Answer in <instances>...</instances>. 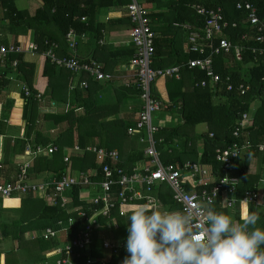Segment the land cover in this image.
I'll list each match as a JSON object with an SVG mask.
<instances>
[{"label": "trees", "instance_id": "16d2710c", "mask_svg": "<svg viewBox=\"0 0 264 264\" xmlns=\"http://www.w3.org/2000/svg\"><path fill=\"white\" fill-rule=\"evenodd\" d=\"M17 0H0V46H8L7 35L13 37L12 44L18 45L17 37L25 35L29 30L35 32L34 43L38 46L37 54L45 61V71H54V66L41 54L45 49L44 42L56 40L48 31L52 25L58 32V37L64 35L71 29L77 34L90 32L94 39L101 37L103 25L97 22V16L101 9L124 6L127 0H41L42 7L34 15H30L26 10H18ZM164 0H145L147 4L162 7ZM238 0H168L170 16L164 29H172L173 23L188 24L193 29L200 30L204 24V17L198 15L192 8L193 5H201L208 9L220 7L225 20L238 23L237 28L228 31V39L233 43H239L240 34L246 31L241 24L244 18V11L237 10L235 5ZM256 8L257 15L264 20V0H249ZM165 4V3H164ZM85 18V21H82ZM163 30V29H162ZM2 35H5L1 37ZM157 39L154 40V58L152 68L164 69L180 65L179 79L174 77L166 78V90L169 104L164 108L166 113L177 115L181 118V123L163 127L155 135L160 142L157 150L160 153V161L164 165L180 167L186 161L197 162L207 165L212 170V185L221 177L219 163L215 160L216 150L223 148L227 144L237 142H249L254 147L249 153L241 155L233 163L231 176L239 179L237 186L236 203L232 209L225 207V196L220 195L213 204L216 211H222L231 216L229 210H233V219L239 221L241 218V204L250 206L252 211L259 214L260 220L257 226L264 228V192L259 194V204H244L242 202L243 193L247 190H256L260 181L257 173L251 174L249 171L250 160L261 156L256 149V145L264 141V54L256 60L250 51H245L241 62H236L230 55H222L214 58V67L221 77V84L216 91L210 87H195L194 82L204 79V74L195 69H188L185 64L189 58L197 55H185L173 47L170 54L157 47ZM166 46L161 42V46ZM245 46H253L252 37ZM259 47L264 45H258ZM65 55V49L61 50ZM128 57L134 54L133 49L128 52ZM128 59V60H129ZM17 61V66L13 68L11 63ZM65 71V70H64ZM67 74H71L66 71ZM8 73L16 75L17 79L24 83L31 92V96L25 99L22 110V120L26 123L25 135L23 139H15L11 144V139L5 137L6 124L0 120V136H4L2 145L3 164L8 163L11 154H20L27 147L28 140L32 132L33 148L47 147L49 144L57 147V150L49 156H38L34 159L32 168L28 171L33 176L51 175L59 179L69 168L71 173L84 172L94 181H101V167L112 165L109 160L97 164L95 154L86 152L82 155L72 154L69 156V164H65L63 158L64 150L71 149L74 145L81 149L87 146H96L106 150L117 149L120 158L123 159V168L129 170L132 166L144 159L143 152L134 144L128 143L127 127L130 125L128 118L119 117L107 120L119 114V109L125 96L136 94L132 88L116 91L117 98L112 105H99L94 94L100 89L95 82H90L85 90L75 89V101L66 113L54 115H44L42 119L55 124L65 123L66 128L55 140L46 138L41 131L36 130L38 120L39 104L35 100L36 90L33 89L34 64L25 60L24 54L10 55L6 69H0V91L9 83ZM69 77V75H68ZM229 77V82L225 78ZM82 78V77H81ZM83 79H86L84 76ZM82 80V79H81ZM231 83L233 88L226 91V84ZM239 84H249L250 90L245 95H240L236 87ZM155 94L154 86L152 88ZM156 95V94H155ZM254 101L259 102V106L254 112L253 120L249 126L243 130L239 139L232 138V130L237 124L242 114L250 113L251 105ZM82 109L84 114L76 115V109ZM204 124L206 131L200 134L195 132V127ZM210 135H212L210 137ZM201 142V150L198 149V141ZM212 185L207 186L209 189ZM187 190H191V184H186ZM113 190L118 188L113 187ZM79 186H74L67 193L69 204L66 208H60L49 198H38L34 195L21 196L17 200H7L0 198V234L3 239H10L17 243L15 249L4 253L5 264H39L43 260V252L55 248L59 245L56 238L44 240L38 237L39 233L46 228L54 227L57 221L67 222L72 218L75 225L68 233L71 239L75 232L82 228L92 213L101 208V205L84 202L79 198ZM198 192L201 188L197 189ZM258 192V191H257ZM259 193V192H258ZM156 195L161 199L164 206L170 209L178 207L172 202L170 190L166 185L156 190ZM136 205H144L136 203ZM16 206V207H15ZM258 207H260L258 209ZM74 210H82L85 217H77ZM251 211V212H252ZM7 215L6 221L2 220ZM117 229L115 230V225ZM126 217H120L112 210L109 217H98V230L94 234L93 242L88 252L89 256L96 260L103 257L102 239L107 237L115 240V237L126 238L128 236V225ZM26 233H38L33 240L25 239ZM3 252H0V255ZM127 255L121 254L112 256L111 264H122ZM85 257L76 260V264H84Z\"/></svg>", "mask_w": 264, "mask_h": 264}, {"label": "built area", "instance_id": "2783aa9c", "mask_svg": "<svg viewBox=\"0 0 264 264\" xmlns=\"http://www.w3.org/2000/svg\"><path fill=\"white\" fill-rule=\"evenodd\" d=\"M195 12L204 17V24L200 30L193 29L188 24L173 23V26L180 27L187 34V53L195 54L197 57L189 58L185 64L188 69H195L204 74V79L195 81L194 86L200 88L210 87L216 91L221 84V77L214 67V58L222 55H230L236 62H241L245 51H250L254 59L264 54V20L257 15L255 6L249 0H238L235 8L244 11L245 15L241 24L246 31L239 36V43H233L228 39L227 32L237 28L236 21H227L223 17L220 7L208 9L201 5H193ZM127 16L132 23L129 32L130 44L134 47V54L129 61L128 67L132 71L133 84L138 92L141 102L137 112L135 123L127 128V134L133 135L136 132H143L139 142L143 144V153L149 159L148 165L144 169L136 166L129 170L119 166L120 157L115 150H106L96 146H87L84 149L74 146L71 149L73 154L82 155L86 152L95 154L97 164L109 160L112 165L101 167L102 179L97 182L91 179L84 172L75 175L70 173L62 175L59 179L35 183L28 178L30 163L25 161L18 165V173L14 179L0 180V198L11 199L26 195H34L38 198H49L60 208H66L69 204L67 193L74 186H79V198L82 200V191L96 189V194L91 198V203L101 205L87 218L82 228L75 232V235L68 239V233L75 225L72 218L67 222L57 221L54 227L46 228L41 234L44 240L57 238L64 234L65 242L55 248L57 259L55 264H76V260L85 257L84 264H104L102 259L96 260L89 256L88 252L93 242L94 234L98 230V217H109L112 210L118 211L119 216L124 215L123 207L138 201H144L149 208L161 207L159 200L153 194L155 186L166 184L171 191L172 202L178 210L184 211L189 206H194L197 200L211 198L214 202L220 195L225 196V207L232 209L236 203L237 186L240 181L237 177L231 176L233 163L241 155L249 153L254 147L249 142L227 144L223 148L216 150L215 160L220 165L221 177L212 185V170L209 166L197 162H184L182 166L164 165L160 161V153L157 145L160 140L155 135L161 129L152 121V114L166 108V105L153 94L152 88L159 78L176 79L180 76L182 66H172L164 69L152 68L154 58L155 33L150 26L149 11L141 5L138 0H129L126 5ZM85 18H82L84 20ZM252 37L253 46H245ZM77 35L69 30L65 34L67 53L65 56L58 57L56 51L58 45L54 42L45 41V49L42 56L51 65L69 71L72 75L79 78L86 76L79 82V87L86 89L89 81L110 82L113 76L104 72L101 64L92 59H82L76 54ZM38 51L35 43L28 44L27 48L18 45L0 46V69L7 66L10 55L30 54L34 55ZM11 66L15 68L17 61H13ZM229 82V77L225 78ZM232 84H226V91H231ZM236 89L239 94L245 95L250 90L249 84H239ZM21 93L24 100L31 96L29 88L22 85ZM35 100L40 102V94L35 95ZM253 116L250 113L242 114L241 118L232 130V138L239 139L243 134ZM212 135H210L211 137ZM260 153H264V141L256 145ZM57 150L56 146L47 147L37 146L33 151L34 156H49ZM236 154V155H233ZM65 164H69V158L63 159ZM0 160V170L2 169ZM191 184L192 189L187 190L186 184ZM212 185L209 189L207 186ZM113 187L118 190H113ZM201 188L198 192L197 189ZM259 193L256 190H247L243 193L242 202L244 204H259ZM77 217L84 218L82 210H74ZM91 219V220H90ZM127 240H113L110 238L102 239L103 256H118L121 254L129 255L126 250Z\"/></svg>", "mask_w": 264, "mask_h": 264}, {"label": "crops", "instance_id": "0c3cea01", "mask_svg": "<svg viewBox=\"0 0 264 264\" xmlns=\"http://www.w3.org/2000/svg\"><path fill=\"white\" fill-rule=\"evenodd\" d=\"M138 2L149 11L150 26L155 33V40L157 39L158 49L162 48V51L164 53L170 54L173 51V47H175L176 50H179L183 54L188 55L186 31L180 27H175V26H172L173 28L168 29L167 31L166 29H164L167 25L168 17L170 16L169 5L168 3H166L168 2V0L162 1L163 3L162 7H157L153 4H147L145 3V0H138ZM128 3L129 0H127V4ZM126 5L121 7L119 6L109 7V8L101 9L99 11L97 16V22L102 24L103 28L100 31L101 37L98 40L94 39L92 34L88 31L81 34H77L76 32H74V30L72 31L77 35L76 54L82 59H92L97 61L99 64H101L104 72L109 73L113 76V80L110 82L90 81V82H95L100 86V89L96 91L94 94L96 102L99 105L114 104L117 98L116 91H121L122 89L125 88L127 95L129 92L128 90L132 88L136 91V94L134 96L132 95L125 96L124 100L122 101V105L119 109V114L115 115V117H110L107 119V120L117 119L119 117L124 116L125 118H128L131 121L129 126H132L135 123V118L141 102L139 100L138 92L135 87V84H133V79L131 77L132 71L128 67L130 59L128 57L127 52L130 49H133L134 51V47L132 46V44H130L129 32L133 25L127 16ZM16 7L18 10H26L30 15H34L35 12L42 7V1L17 0ZM82 21H85V19ZM48 31L56 39L54 41H50L58 45V50L56 51V55L58 57L65 56L67 53L65 35L63 39L58 37L59 34L52 25L48 28ZM3 36L5 35H2L1 37ZM34 37H35V32L29 30L25 35L18 36L16 40L21 47L27 48L28 44L35 42ZM7 40L10 43L9 45H13L12 42L14 41V39L12 36L7 35ZM163 40L166 46L165 45L161 46V42L163 43ZM62 48L65 49L66 52L65 55H62L60 51ZM24 56L27 62L34 64L33 89L37 91L36 94H40L42 97V100L40 102L37 101V103L39 104V109H38V120L36 122L35 131L39 130L46 138H49L50 140H55L59 136V134L63 130H65L66 124L65 123L55 124L51 121H45L42 119V116L59 114L62 112L66 113V111L70 109V106H72V104L75 101L76 95L74 91L75 89L80 88L79 82L81 81V79L84 78V76L82 78H79L72 74H67L66 70L64 71V69L57 68L55 66H54V71H45L44 69L45 61L39 54L37 53L34 55L24 54ZM50 66L53 65L50 64ZM8 78H9V83L6 85L5 88H3L0 91V120L5 122L6 124L5 137L10 138L12 144L15 139H23L25 135L26 123L22 120V110L25 104V100L21 93V86L22 85L26 86V85L21 81H19L16 75L13 73H8ZM80 89L85 90L82 88ZM154 89L158 99L162 103L168 105L169 100L166 90V78H159L154 84ZM257 103L258 105L255 109H253L251 105L250 115L252 116H254V112L260 105L259 102ZM164 110L165 109L162 108L160 111L157 112L156 121L158 122L154 123L155 125L159 126L160 128H163L168 126L169 127L175 126L181 123L182 120L179 116L171 115L169 113H166ZM83 114L84 112L81 108L76 109L77 116H81ZM160 114H163V121L159 120ZM201 125H203L204 127L202 132H205L206 126L204 124ZM128 136H129L128 143L132 144V142L134 141V144H136L137 147L140 148L143 152V144L139 142V138L143 136V132L139 131L133 135H128ZM33 137H34V131L32 132V135L28 140L27 147L23 151V153L20 154L12 153L7 161L8 163L2 164L3 167L0 170V180L8 181L14 179L18 173V165L22 162L25 161L29 162L30 163L29 170L32 168L33 161L36 158V156L33 155V151H35V149H32ZM3 139L4 136H0V160H2V163H3V155H2ZM71 149L64 150L65 153L64 158L65 157L69 158V156L73 154L71 152ZM114 150L118 152L117 149ZM119 159H120V163L118 165L123 167L122 163L124 161L122 158ZM148 162L149 159L144 155V159L136 162L132 167L136 166L139 169H144L148 165ZM249 171L251 174L257 173L260 176V181L257 185V191L259 192V194L263 195L264 158L261 156L252 158L250 160ZM67 173L68 174L70 173L71 175H75L78 172L71 173L68 168L65 171V174ZM28 178L31 182L42 183V182L50 181L54 177H52L51 175H43V174L37 175L35 177L32 174L28 173ZM163 185L166 184H158L157 186H155L153 190V194L159 200L161 205L159 210L160 211L178 210V208L177 209H170L169 207L166 208V206L163 205L158 195H156V190ZM95 194H96V189L82 191V201L91 203V198H93ZM19 198L20 197L11 198L7 200H17ZM136 203H143L144 205H146L144 201H138ZM136 203L130 204L122 208V210L124 211V215L120 217H126V221L129 224L130 221L128 220V217L131 214L132 209L138 206L136 205ZM259 208L260 207H258V209ZM251 211L252 209L249 205L244 207L241 204V212H240L241 217L249 214ZM115 212L119 216L118 211ZM229 212L231 216H233L234 214L233 210H229ZM6 218L7 215L3 216V218H1V221L2 220L6 221L5 220ZM114 225L116 230L117 226L115 223ZM42 233L43 232L39 233V235L38 233L37 234L26 233L25 239L33 240L35 237H37V235L38 237L42 238L41 236ZM56 239L59 242L58 246H61L65 242L66 238L64 234H60ZM116 240L126 241L127 237L125 239L115 237V241ZM16 246H17L16 242L11 241L10 239H3L0 234V252H3L0 255V264H5L4 253L9 252L12 249H15ZM55 248L44 251L42 253L43 260L39 264H55V261L58 257L55 252ZM103 258L104 259H102V261L104 262V264H111L112 257H109L108 255H104Z\"/></svg>", "mask_w": 264, "mask_h": 264}, {"label": "clouds", "instance_id": "9594fccd", "mask_svg": "<svg viewBox=\"0 0 264 264\" xmlns=\"http://www.w3.org/2000/svg\"><path fill=\"white\" fill-rule=\"evenodd\" d=\"M213 204L198 199L184 211L136 206L128 217L129 255L122 264H264L259 214L237 221Z\"/></svg>", "mask_w": 264, "mask_h": 264}, {"label": "rangeland", "instance_id": "374dc122", "mask_svg": "<svg viewBox=\"0 0 264 264\" xmlns=\"http://www.w3.org/2000/svg\"><path fill=\"white\" fill-rule=\"evenodd\" d=\"M257 102H258V101H254V102H253V104H252V108H253V109H255V108L257 107V105H258ZM156 114H157V112H155V113L152 114V121H153V123L158 122V121H156ZM159 120L163 121V114H160V115H159ZM161 121H160V122H161ZM203 128H204L203 125H200V126L198 125V126L195 127V132H196L197 134H200V133L203 131ZM201 142H202V141H200V140L197 142L199 151L201 150ZM263 212H264V210H263ZM52 261H53V260H52Z\"/></svg>", "mask_w": 264, "mask_h": 264}]
</instances>
